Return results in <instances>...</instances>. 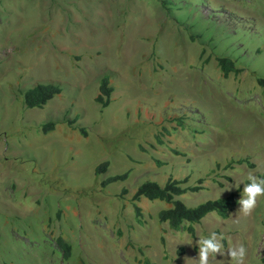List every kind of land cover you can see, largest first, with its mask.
I'll list each match as a JSON object with an SVG mask.
<instances>
[{
  "label": "rangeland",
  "instance_id": "obj_1",
  "mask_svg": "<svg viewBox=\"0 0 264 264\" xmlns=\"http://www.w3.org/2000/svg\"><path fill=\"white\" fill-rule=\"evenodd\" d=\"M222 57L237 74L221 77ZM103 76L112 92L100 108ZM256 78L264 0H0V264H197L196 242L212 232L264 264V197L250 216L239 211L248 173L264 179ZM36 84L61 92L25 109ZM168 178L201 180L177 198L186 207L231 193L237 204L191 224V236L171 231L157 218L164 202L133 200L140 184Z\"/></svg>",
  "mask_w": 264,
  "mask_h": 264
},
{
  "label": "trees",
  "instance_id": "obj_2",
  "mask_svg": "<svg viewBox=\"0 0 264 264\" xmlns=\"http://www.w3.org/2000/svg\"><path fill=\"white\" fill-rule=\"evenodd\" d=\"M217 66L220 70L222 78H227L229 74H237L238 70L234 67L233 62L227 58H217ZM256 85L260 88L261 95L264 99V79L256 78ZM61 89L57 85L52 84H36L33 87L24 91L21 95L22 104L25 109H39L54 96L59 95ZM112 87L110 86L109 79L106 76L100 78L97 88V94L93 98L95 104L100 108H105L109 104L110 94ZM52 123H46L41 126L42 133H46L53 129ZM83 133V132H82ZM166 135H168L166 133ZM158 143H161L156 138ZM174 154L177 152L173 151ZM239 165L243 163L242 160L234 162ZM155 165H160L155 162ZM229 166V165H228ZM107 168V162L98 164L94 169V174H103ZM127 173L122 175L113 176L107 178L100 183L101 187L106 186L109 183L122 181L126 178ZM187 179L174 180L168 178L162 186L155 182L147 181L140 184L133 196V200H138L139 197H143L149 201H160L164 202L167 207L166 209L160 210L157 214L158 221L160 223H167V227L171 231L183 230L190 236L193 234L191 224L198 223L203 217L209 213H214L220 219H226L228 214L237 204L236 193H231L224 198H218L214 200H206L195 207H186L177 198L184 195L186 192L196 193L201 187L199 184L201 180H197L196 185L185 186ZM124 193V191H122ZM135 215L138 217L140 212L138 208L134 209ZM184 224H187L184 226ZM56 245L61 250V256L63 259H67L69 256V247L62 241L61 238L55 240ZM262 261L264 262V253ZM138 264H150L146 260L138 262Z\"/></svg>",
  "mask_w": 264,
  "mask_h": 264
},
{
  "label": "clouds",
  "instance_id": "obj_3",
  "mask_svg": "<svg viewBox=\"0 0 264 264\" xmlns=\"http://www.w3.org/2000/svg\"><path fill=\"white\" fill-rule=\"evenodd\" d=\"M249 183L243 187V195L239 199L240 213L245 217L250 216L258 206L261 197H264V179H258L253 173H248ZM227 190V189H226ZM223 237L212 232L206 238H199L197 245L199 248L197 264H210V260H216V255L220 254L230 258V264H246L248 250L244 244H233L227 250L222 243Z\"/></svg>",
  "mask_w": 264,
  "mask_h": 264
}]
</instances>
